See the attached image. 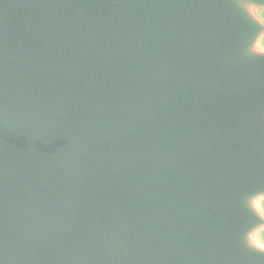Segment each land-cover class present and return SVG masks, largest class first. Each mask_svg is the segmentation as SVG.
I'll use <instances>...</instances> for the list:
<instances>
[{"label":"water","instance_id":"95a60500","mask_svg":"<svg viewBox=\"0 0 264 264\" xmlns=\"http://www.w3.org/2000/svg\"><path fill=\"white\" fill-rule=\"evenodd\" d=\"M264 0H0V264H264Z\"/></svg>","mask_w":264,"mask_h":264},{"label":"rangeland","instance_id":"374dc122","mask_svg":"<svg viewBox=\"0 0 264 264\" xmlns=\"http://www.w3.org/2000/svg\"><path fill=\"white\" fill-rule=\"evenodd\" d=\"M253 16L264 24V7H251ZM255 49L264 51V33L257 40ZM254 208L264 217V194L258 195L253 199ZM251 245L264 250V224L260 225L249 235Z\"/></svg>","mask_w":264,"mask_h":264}]
</instances>
